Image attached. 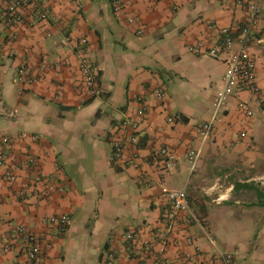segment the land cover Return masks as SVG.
Returning <instances> with one entry per match:
<instances>
[{"label": "crops", "instance_id": "crops-1", "mask_svg": "<svg viewBox=\"0 0 264 264\" xmlns=\"http://www.w3.org/2000/svg\"><path fill=\"white\" fill-rule=\"evenodd\" d=\"M111 1L36 0L39 10H21L24 24L9 27L0 0V138H9L0 144V264L29 263L15 233L20 225L50 245L44 264H104L110 248L116 264H164L161 237L171 212L166 190H185L197 218L178 215L166 235L169 264H221L217 252L232 254L234 264H264V112L243 114L239 100L253 99L243 93L218 113L205 140L200 129L216 114L228 57L189 52L199 40L218 38L220 29L246 23L247 0H124L134 23L117 20ZM260 3L248 50L264 89ZM82 38L98 70L101 94L94 98L80 70ZM23 61L36 83L19 80ZM159 88L165 99L156 96ZM123 121L137 122V131ZM132 134L136 146L128 142ZM114 135L125 143L120 162L113 157ZM163 148L175 157L169 170L158 157ZM192 150L200 153L195 168L188 160ZM136 154L139 169L132 167ZM232 169L254 172L234 182L231 174L219 175ZM9 170L14 183L5 178ZM42 176L53 190L42 185ZM235 192L242 198L253 192L251 207L240 206ZM61 215L70 218L65 231L50 222ZM189 238L200 247L194 262L186 261L196 254Z\"/></svg>", "mask_w": 264, "mask_h": 264}, {"label": "built area", "instance_id": "built-area-1", "mask_svg": "<svg viewBox=\"0 0 264 264\" xmlns=\"http://www.w3.org/2000/svg\"><path fill=\"white\" fill-rule=\"evenodd\" d=\"M3 2L5 3V24L9 27L24 24L25 17L21 13V10L33 8L37 11L40 8L36 4V0H3ZM247 3L250 11V17L246 23L237 25L233 28H222L219 31L218 38L213 41L199 40L189 47V52L195 56H209L212 58H221L223 56L228 57V71L225 75L224 86L213 102V108L216 114L211 121L204 124L200 129V133L205 140L210 139L214 134L215 124L219 119V117H217L218 113L226 108L231 99L239 100L241 94L243 93H250L253 96L251 101L239 100V108L243 114L247 117H254L256 112H264V89H261L257 83V61L248 50L250 42L259 29L262 6L260 0H247ZM111 7L113 15L117 20L127 18L130 23L136 22L134 17L127 16L126 4L124 0H112ZM41 16L44 20H47L49 11H42ZM141 33L142 32L139 30L138 34ZM79 44L80 48L78 51V58L85 88L91 97H98L101 94L98 85V70L91 57L88 40L86 38H82L79 41ZM46 66L47 64L44 62L41 69H46ZM17 73L20 81H26L31 84L38 81V77H32L29 75V69L26 61H23V63L19 66ZM155 94L159 99L166 98V92L163 88L157 89ZM139 101H141V99H139ZM145 110L146 109L144 107H141L139 114L143 115ZM122 125L124 128L126 127L130 129L132 132H136L139 127V124L133 121H123ZM245 135L246 133L244 132L241 136L245 137ZM8 142V137L3 136L0 138L1 145H7ZM128 142L131 145L136 146L139 143V138L135 134H132L128 137ZM111 144L113 147L114 161H123L125 143L114 135L111 137ZM134 157L135 162L132 167L134 169H139V155L136 154ZM158 157L165 170H169L175 165V157L167 148L161 149L158 153ZM199 159L200 153L198 151L192 150L189 152L188 160L193 168L196 167ZM3 164L4 157L0 155V166ZM5 178L9 183H14L16 181L14 173L10 170L6 173ZM41 183L43 186L47 187L48 190H53V187L50 186L49 181L45 176L41 177ZM165 193L171 204V212L168 215L169 225L166 234L168 235L173 231V225L180 213H188L195 221L197 218L192 214L189 205V196L185 190H166ZM50 222L52 224H58L61 230L65 231L70 223V218L67 215H61L58 217H52ZM15 233L19 243L22 245L27 254L29 261L28 264H44L45 249L50 245L42 244L41 239L32 234L29 229L23 225L18 226ZM166 235H162L161 237V247L164 254L162 260L164 264H169L170 261L166 258L165 254L171 243H169ZM124 238L126 240H132L133 235L127 233ZM187 243L189 246L194 247L196 254L187 255L186 261L194 262L195 257L198 253H200V247L192 238H189ZM4 251H11V247L6 245L4 247ZM217 257L221 264H234V256L230 253L217 252ZM116 260L117 255L115 250L112 248L108 249L105 253L104 264H116Z\"/></svg>", "mask_w": 264, "mask_h": 264}, {"label": "rangeland", "instance_id": "rangeland-1", "mask_svg": "<svg viewBox=\"0 0 264 264\" xmlns=\"http://www.w3.org/2000/svg\"><path fill=\"white\" fill-rule=\"evenodd\" d=\"M255 143L258 145V143L256 141H255ZM262 145L264 146V141L262 142ZM249 171L254 172V170L238 171V170L232 169L231 171H229V170L228 171H223V173L221 172L222 174L220 173L219 175L220 176L221 175L222 176H226V175L231 174V177L229 176L230 180H228V181L234 182L235 180H238V179H245L248 175H250V173H248ZM262 189L264 190V186H263ZM235 193H238V192H235ZM252 194H253V192L243 193V198H242V197H240V194L238 193L237 195L234 196V198L238 199V200H241V201H239L240 202V206H242V207L246 206V208L248 209L251 206L248 207L246 204L251 203L252 198H254V196Z\"/></svg>", "mask_w": 264, "mask_h": 264}, {"label": "trees", "instance_id": "trees-1", "mask_svg": "<svg viewBox=\"0 0 264 264\" xmlns=\"http://www.w3.org/2000/svg\"><path fill=\"white\" fill-rule=\"evenodd\" d=\"M245 188H246V186H245ZM263 198H264V196H262ZM262 205L264 206V203H262Z\"/></svg>", "mask_w": 264, "mask_h": 264}]
</instances>
